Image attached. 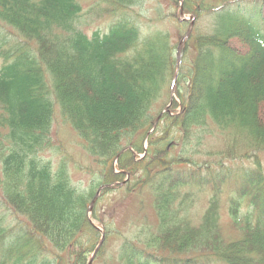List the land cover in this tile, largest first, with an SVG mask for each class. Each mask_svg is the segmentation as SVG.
<instances>
[{"label":"trees","instance_id":"obj_1","mask_svg":"<svg viewBox=\"0 0 264 264\" xmlns=\"http://www.w3.org/2000/svg\"><path fill=\"white\" fill-rule=\"evenodd\" d=\"M91 1L90 12L114 18L103 33L81 29L82 0H0V264H88L100 239L94 223L104 241L110 234L97 215L101 195L131 196L142 186L153 191L159 232L121 242L117 264H264V0H183L195 23L178 67L183 37L174 43L168 31L144 26L132 13L141 0ZM155 14L161 21L162 9ZM208 16L210 32L200 33L195 24ZM55 115L91 166L72 162L53 140ZM209 132L233 135L223 153L206 154L219 159L174 168ZM224 161L251 164L232 168L234 177L216 174ZM71 169L91 180L75 184ZM136 176L144 180L133 183ZM227 178L238 183L229 206L236 240L222 239L218 227L217 189ZM184 188L215 192L197 223L186 210L191 192L174 205ZM241 198L250 206L243 214Z\"/></svg>","mask_w":264,"mask_h":264},{"label":"rangeland","instance_id":"obj_2","mask_svg":"<svg viewBox=\"0 0 264 264\" xmlns=\"http://www.w3.org/2000/svg\"><path fill=\"white\" fill-rule=\"evenodd\" d=\"M177 1L179 4V1L181 0ZM205 1L209 4L217 3V0ZM94 4L95 3L91 0H82L83 9L81 21L83 24L81 25V29L87 35H91L93 32H105L108 29L110 23L114 21V18L110 17L106 13H102L101 15H99L94 12H90V9L94 6ZM157 8H161L164 14L162 16L163 18H161V21L158 20L160 18H158L155 14ZM181 8L182 13L180 11L179 5H176L175 7L172 0H141L139 2V6L134 8L132 13H135L134 16H137L140 20H142L144 26H150L152 27V30L157 29L168 31L175 39H173L175 43L178 42L177 37H175L176 34L179 32L183 37L187 33L192 23V19H190L191 16L183 12L182 6ZM171 16H177L178 21L186 20L184 21L182 30H178V27L175 24L176 22H171ZM210 22V16L202 17L199 21H197L195 25L198 26L197 29L200 33H208L210 32ZM194 23L195 21L193 22L192 26H194ZM234 43L237 49H245V46L238 41L234 40ZM192 47L193 45H191V48ZM193 54V51L191 52V54L189 52L188 60H191ZM52 135L53 140L56 141L57 139L58 145H60L62 147V150L65 151L64 154H66L68 157L71 156L72 162H76L79 166L82 167L91 166V160L86 158L82 146L79 143H75V140L77 139L75 133H72V129H68L65 123H63L61 118L57 117V115H55L54 124L52 127ZM167 138L168 141L171 140L170 136H168ZM232 139L233 135H227L222 132H218L215 134H212L211 132L206 133V135H204V137L199 140V143H193L192 145H189L184 149V156H179L183 160L180 159V162L177 163V165L175 164V167H173L188 169L192 165H201L204 161L207 162L213 159H219L217 156L208 158L206 154L223 153V151L227 150L228 146L231 145ZM73 143H75L74 145L76 148H73L71 150L68 145ZM238 144H243V142L240 141ZM146 149L147 143L144 142V151H146ZM167 149H169V147H167ZM174 150H179V146H177V144L174 145ZM241 150V147L237 145L235 148V152L240 153ZM42 157L44 159H50L53 156L51 153H44ZM142 157L143 154H139L136 158L138 160H141ZM260 159V171L264 173V155ZM223 164L225 170L216 171V174L220 175L229 172L232 174V177H234V174H239L234 171L238 169H236V165L242 164V167H247L251 164V162L232 163L224 161ZM210 166L213 167L218 165L212 164ZM232 168H234V170H232ZM85 172V170H79L78 172L77 170L75 171L74 169H71V173L73 174L72 181L75 184L80 185L81 187L87 184V182H89L91 178ZM137 180L141 181L144 180V178L136 176L133 183ZM237 190L238 183H236L234 179L231 178H227V180L217 189V201L219 209L218 227L219 233L224 240H236L241 236L239 227L233 224L232 216L229 213L231 200H233L237 196ZM124 191L125 190L123 189H115L111 190L110 193L104 194L103 196L101 195L100 197V200L97 204V215L101 216L103 223H105V226L107 225L106 227L108 228L110 234L102 243V248L99 251L100 254L95 258V260H93L92 264H117V249L120 246L121 242L134 240L141 243L145 239H147V236L152 231L154 234H157L159 232L155 208L152 205L154 201V194L150 187L148 188V186H142L140 188H137L131 196H126L127 194ZM186 191L191 192V194H189V197H187L186 202L188 217L190 218V220L192 219L194 223H197L200 216L203 214L204 210L207 207L208 200L214 195L213 193L215 192L211 188H192L190 190L189 188H184L180 192V196L177 197L174 201V205L176 208L178 207V202L181 201V198L183 199V195ZM249 207L250 206L248 199L241 198V208L239 211L243 214L249 210ZM186 210L181 212L180 216L185 215ZM94 224L101 236V234L104 232L102 226L97 223ZM90 258L91 256L88 258V261L90 260ZM204 261L205 262H202V264H224L216 259Z\"/></svg>","mask_w":264,"mask_h":264},{"label":"water","instance_id":"obj_3","mask_svg":"<svg viewBox=\"0 0 264 264\" xmlns=\"http://www.w3.org/2000/svg\"><path fill=\"white\" fill-rule=\"evenodd\" d=\"M178 54H179V49L177 50V57H178ZM102 242V241H101ZM101 244V243H100ZM100 246V245H99Z\"/></svg>","mask_w":264,"mask_h":264}]
</instances>
